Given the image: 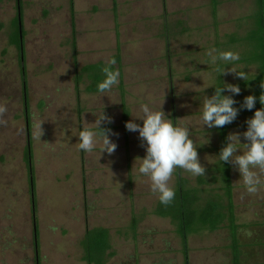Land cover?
<instances>
[{
  "label": "rangeland",
  "instance_id": "obj_1",
  "mask_svg": "<svg viewBox=\"0 0 264 264\" xmlns=\"http://www.w3.org/2000/svg\"><path fill=\"white\" fill-rule=\"evenodd\" d=\"M21 3L28 108L20 48L12 43L17 1H0V103L8 108L7 126H0V264H37L25 160L29 128L41 264H87L81 242L87 229L100 226L109 229L114 252L106 264H186L176 226L154 213L158 194L138 172V160L134 165L146 155V146H141L138 132L126 135L123 100L130 110L128 121L141 126L142 120L134 118L142 115V104L152 110L162 106L174 124L188 127L197 148H207L197 149L200 163L205 168L213 164L211 148L217 141L202 125L203 99L213 95L220 78L240 87L238 95L225 90L233 99L254 95V84H245L234 73L220 75L218 69L245 71L250 79L260 68L240 59L212 64L206 53L215 48L247 58L256 51V44L244 38L256 28L258 0H219L216 17L211 0H74V34L71 0ZM232 36L240 40L234 42ZM118 46L124 96L119 84L108 93L88 92L86 76L77 90L76 65L81 69L106 62ZM102 111L112 118L102 124L113 125L109 138L117 148L112 155L101 153L99 142L91 153L78 148L79 132L95 130L91 123ZM252 116L241 114L238 120L247 127ZM177 172L170 181L173 189ZM181 173L197 185L198 176ZM195 235L193 241H203L205 235L221 241L220 234L209 230Z\"/></svg>",
  "mask_w": 264,
  "mask_h": 264
},
{
  "label": "clouds",
  "instance_id": "obj_2",
  "mask_svg": "<svg viewBox=\"0 0 264 264\" xmlns=\"http://www.w3.org/2000/svg\"><path fill=\"white\" fill-rule=\"evenodd\" d=\"M210 62L216 64L223 61L225 64L240 59L239 53L233 51H218L213 48L206 53ZM115 58H109L101 69L104 79L98 83L97 90L104 94L119 84V69H114ZM220 75L234 73L238 78L248 81L245 71H237L235 68L218 69ZM264 89V82L261 83ZM227 91L232 94H239L241 89L236 84L223 83L215 87L214 94L205 96L201 109L202 125L208 128H222L232 123L238 116L240 109L234 107L237 103L232 96L222 95ZM259 102L264 105V92L259 96ZM256 103L254 95L244 98L241 108L252 110ZM7 105L0 103V126H7ZM142 115L134 119L142 120V126L130 120L125 127L130 132H138L141 146H146V155L143 158L137 157L139 161L138 172L147 177L150 181V190L158 194L159 201L165 206L172 203L175 198V190L170 186L177 169L190 173L192 176H205L206 168L200 163L197 145L190 138L188 127L182 124H174L162 110H152L148 104L140 107ZM112 118L102 111L94 123L93 128L85 127L78 134V148L91 153L100 143V152H107L112 155L117 144L109 138L111 129L102 127L103 123H111ZM41 124H37L39 138L43 134ZM247 130L241 133H229L226 137V144L219 153L221 162L231 163L239 171L245 190L248 194L254 195L264 189V107L257 109L254 115L246 120ZM114 134V133H112ZM241 135L247 141L241 143ZM133 165V166H134Z\"/></svg>",
  "mask_w": 264,
  "mask_h": 264
},
{
  "label": "trees",
  "instance_id": "obj_3",
  "mask_svg": "<svg viewBox=\"0 0 264 264\" xmlns=\"http://www.w3.org/2000/svg\"><path fill=\"white\" fill-rule=\"evenodd\" d=\"M2 1V0H0ZM18 5V13L15 19V32L13 34L12 43L16 44L20 48L21 60V76L24 90V99L26 107L28 108V79H27V66L25 62L24 53V30H23V16H22V3L21 0H16ZM116 2V0H115ZM212 11L214 17L217 15V8L219 0H211ZM259 8L255 13L256 28L251 30L249 34L244 38L245 41L256 44V51L252 52L247 58H240V61L247 63H258L260 72L257 76L248 79L245 84L255 85L256 92L254 96L256 97V103L252 110H247L241 108V105L245 97H240L234 99L237 103L234 107L240 109L237 118L230 124L217 128L219 135V153L223 146L226 144V137L228 136L229 129L236 123L238 117L241 114H251L264 105L259 102V96L264 89L261 88V83L264 82V0H258ZM71 16H72V27L73 34L76 30L75 24V13H74V0H71ZM119 35V33H118ZM239 38L232 36V41H239ZM76 45V39L74 38V47ZM112 58H115L116 64L113 66L114 69H119V85L124 96V83L122 76V58L120 54V48L118 46V53L114 54ZM75 62L76 58H75ZM105 66V62H97L92 64H87L81 69L76 65V75L75 82L77 90L80 89V84L82 83L84 76L88 77L90 83L87 86V91L90 93H96L97 85L104 79V75L101 69ZM222 78L218 79L217 84L212 88L214 94L215 87H220L223 84ZM222 95H226L225 91ZM124 99V98H123ZM130 117V110L127 107L125 101L123 100V122L124 127L126 122H128ZM29 121V118H28ZM104 128L113 129L112 124L102 126ZM126 135H128V130L125 127ZM28 144L25 153V160L28 163L29 178L32 192V211H33V221H34V241L36 246V263L41 264L39 256V225L37 218V204L35 197V173L33 165V149L31 140V130L28 129ZM221 182L223 184V190L225 192V197L227 198V204L220 200H209L204 206L200 205V192L195 187L188 186V180L182 175L181 169L177 172V184L175 190V198L171 204L165 206L160 201L156 204L154 213L161 217H167L172 220L176 226V232L181 238V242L184 248L185 257L188 259L189 252V235L201 229L214 231L219 229L225 221H228V227L231 233V248L233 250L234 261L233 264H241L240 262V244L238 240V224L236 223L235 216V205L233 201V185L231 179V163H225L220 161L219 167ZM138 225V219L133 218L132 227L135 230ZM83 248L82 259L87 264H106L114 252L111 251L112 244L110 238V231L106 227H94L87 229L84 238L81 242Z\"/></svg>",
  "mask_w": 264,
  "mask_h": 264
},
{
  "label": "crops",
  "instance_id": "obj_4",
  "mask_svg": "<svg viewBox=\"0 0 264 264\" xmlns=\"http://www.w3.org/2000/svg\"><path fill=\"white\" fill-rule=\"evenodd\" d=\"M241 122V124L239 123ZM247 130L243 121L237 120L229 129V133H243ZM214 136L217 144L212 146L215 149L216 161L206 168L205 176H198L197 185L192 186L188 180L189 187H195L200 192V205L204 206L209 200H220L227 204V198L223 190L221 175L219 171V135L216 127L209 128L207 132ZM195 141L193 137H190ZM241 143H246L243 135ZM197 149H207L201 146ZM219 164V166H218ZM231 179L233 185V201L235 205L236 223L238 224V240L241 248V264H264V189L250 195L246 192L239 171L231 164ZM228 221L213 231L220 234L218 240L211 241L208 236L203 241H193L195 234L202 233L198 230L189 235V252L186 264H232L231 233ZM216 236V234H213Z\"/></svg>",
  "mask_w": 264,
  "mask_h": 264
}]
</instances>
